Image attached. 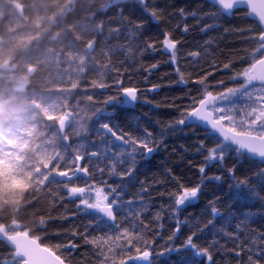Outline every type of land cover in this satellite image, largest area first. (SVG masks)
I'll return each mask as SVG.
<instances>
[{"label":"snow or ice","instance_id":"1","mask_svg":"<svg viewBox=\"0 0 264 264\" xmlns=\"http://www.w3.org/2000/svg\"><path fill=\"white\" fill-rule=\"evenodd\" d=\"M110 8L101 43L115 58L111 76L85 86L90 119L64 137L37 181L33 204L46 207L28 224L0 222V264H264V0H117ZM227 35L237 42L225 45ZM158 51L174 67L166 101L150 80L161 63H144ZM137 75L143 87L131 83ZM96 89L118 95L101 109ZM141 97L149 111L126 112ZM162 106L170 118L153 121ZM121 111L131 122H113ZM177 133L186 142L170 146Z\"/></svg>","mask_w":264,"mask_h":264},{"label":"trees","instance_id":"2","mask_svg":"<svg viewBox=\"0 0 264 264\" xmlns=\"http://www.w3.org/2000/svg\"><path fill=\"white\" fill-rule=\"evenodd\" d=\"M116 2L0 0V131H11L15 135L11 153L0 159V222L28 224L37 209L46 207L42 200L33 204L39 187L37 181L43 179L45 165L57 160L56 153L62 149L64 137L75 138L81 131V124L90 119L92 110L86 95L91 89L86 94L85 86L90 80L102 82L111 76V68L106 65L114 64L115 58L108 59L111 49L106 51L101 41L108 35L107 25L113 22L107 12ZM184 2L192 0H181ZM101 24L105 25L103 29ZM193 35L190 33L188 39L192 40ZM233 42H237L233 36H224L225 45ZM167 59L168 56L158 51L151 60L144 62L146 65L161 63L160 69L150 77L152 83H160L159 94L155 96L157 101H166L173 95L169 88L175 81L169 76L174 67L163 63ZM124 83L127 85L129 80L125 79ZM131 83L143 87V77L134 76ZM73 84L79 86L73 88ZM95 91L94 102L101 109L109 93L118 95L114 89ZM153 95L149 93L148 98ZM143 101L141 97V105L134 109L127 107L126 112L143 116L151 107L144 106ZM170 111L160 107L153 114V121H166ZM106 112L112 115L114 110L109 106ZM116 115L114 123L131 122L125 111ZM63 116L68 117L69 125L61 134L57 124ZM169 140L170 146L172 141L177 146L186 142L179 133L171 135ZM201 206L189 212H199ZM73 213L74 206L69 203L67 214L71 217ZM75 222L83 221L77 218ZM163 231L166 241L167 222ZM225 259L230 260L231 254Z\"/></svg>","mask_w":264,"mask_h":264},{"label":"rangeland","instance_id":"3","mask_svg":"<svg viewBox=\"0 0 264 264\" xmlns=\"http://www.w3.org/2000/svg\"><path fill=\"white\" fill-rule=\"evenodd\" d=\"M14 141L15 135L13 134V132L0 131V159L6 158L7 154L11 153V147Z\"/></svg>","mask_w":264,"mask_h":264},{"label":"water","instance_id":"4","mask_svg":"<svg viewBox=\"0 0 264 264\" xmlns=\"http://www.w3.org/2000/svg\"><path fill=\"white\" fill-rule=\"evenodd\" d=\"M256 3L259 4V0H256ZM128 108L132 109L131 106H128ZM64 117V116H63ZM69 120L67 119H60V121L57 124L58 130L61 134H64L68 128Z\"/></svg>","mask_w":264,"mask_h":264}]
</instances>
